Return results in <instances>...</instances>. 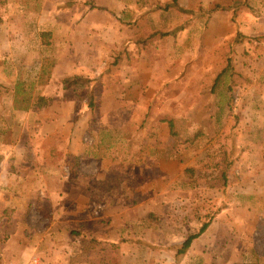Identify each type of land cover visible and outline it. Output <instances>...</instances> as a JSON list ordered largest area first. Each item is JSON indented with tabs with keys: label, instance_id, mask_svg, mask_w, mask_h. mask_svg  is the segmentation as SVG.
<instances>
[{
	"label": "crops",
	"instance_id": "1",
	"mask_svg": "<svg viewBox=\"0 0 264 264\" xmlns=\"http://www.w3.org/2000/svg\"><path fill=\"white\" fill-rule=\"evenodd\" d=\"M196 3L209 7L208 0H0V264H129L128 225L149 216L157 220L147 241L163 257L145 264H264V0L249 2L255 10L247 25L238 18L248 39L236 71L247 82L231 115L238 121L233 164L221 187H210L218 178L208 168L193 175L198 130L201 139L217 141L225 132L223 97L214 99L207 84L200 91L194 83L190 89L199 92L185 95L187 107L169 118L188 126L182 150L166 128L143 134L110 124L98 131L97 121L111 120L115 110L96 112L95 104L132 97L149 105L160 86V75L142 60L145 28L163 31L168 55L176 57L177 46L197 40L188 26L171 32L177 9ZM132 56L118 95L104 87L103 99L78 96L80 78L123 72ZM68 78L74 81L66 86ZM180 214L182 240L210 219L183 257L175 251L182 240L162 235L178 232Z\"/></svg>",
	"mask_w": 264,
	"mask_h": 264
},
{
	"label": "rangeland",
	"instance_id": "2",
	"mask_svg": "<svg viewBox=\"0 0 264 264\" xmlns=\"http://www.w3.org/2000/svg\"><path fill=\"white\" fill-rule=\"evenodd\" d=\"M208 2L209 7L207 9L200 8V3H196V7L194 6L192 9H177V23L170 29L172 30L171 32L178 34L184 31L185 27L188 26L192 28L193 38L197 40L193 45H190L188 41H184L181 46H177L176 57L168 55L172 47L169 41L164 38L165 35L160 36L155 34L153 37L149 38L150 42L142 60L148 71L154 70L155 74L158 76L160 75V86L156 89V93L149 105L140 104L138 99H132V97L124 100V104L118 101V103L107 105L106 94L104 92L107 90V94H119L117 85L120 86L123 83L122 78L125 77L127 80L130 76V71L127 70L135 65L133 59L136 58L134 56L127 57V62L125 63L126 69L123 68V72L119 69L117 74L107 73L103 76V74L100 75L99 73L94 74L93 76L95 77H90L88 75L86 77L83 76V78H80L82 84L77 87L76 91L78 92V96L83 99H87V97L94 92L96 95H99V99L105 97L101 102L95 104L96 112H109L110 107H113L115 110L111 120L103 122L97 121L99 124L98 131L105 128V125L110 124L116 125L117 128L124 127L128 132L133 130L143 134H147V132L151 130L160 132L162 128H166L169 130L171 137L175 136L177 138L180 150H182L185 140V131H189L188 126L185 121H182L177 122L176 127V122L169 120V118L173 116L175 112L179 110L183 111L187 107L184 103L185 95L191 99L193 95L195 97L196 93L199 92L196 88L190 89L194 83L200 88V91L205 89L206 84L209 88H213L211 96L214 99L223 97L222 99L219 98V102L224 101V106L222 108L223 113L226 115L224 136L223 138H219L218 141L216 137L204 140L200 138L201 132L200 129L198 130V136L194 140L196 143H194V145L192 144V151L194 154V161L192 164H194L197 169L192 170L194 171V176L200 177L204 175V170L208 168L210 171L209 177L218 178L217 182L210 185V187L214 186L213 188H215L221 187V179L224 177L223 173H225L227 177L231 169L230 167L233 164V144L231 139L238 121L231 115L236 108L235 104L237 98L241 94L243 88V81L233 76L234 73L231 74L228 72L225 74L222 73L221 75L220 73L227 67L228 61L231 70L238 73L236 71V65L239 63L237 51L241 45H244L245 50V44L248 39V36L243 35L242 32L239 31L238 18L240 17L241 21L247 25L249 17H251L252 11H254L255 8L253 9V7L249 5L251 0H208ZM238 3H240L242 8H239L240 5L236 6ZM183 14L187 15V20L188 18H192V25L184 21ZM152 29H154V27L145 28L147 37L149 34H153L150 32ZM159 32L161 34L164 33L163 31ZM191 47L193 48L192 50H190ZM191 52H193V56L186 57V55ZM171 70H175V73H171ZM107 76L108 78H106ZM218 76L219 79L216 81ZM100 79H102V81L99 82L101 85L95 86V83L99 84L97 81H100ZM104 87H106V90ZM146 89L147 87L143 89V91H146ZM176 97L177 100L181 99L183 102L174 105L173 102L176 100ZM212 103L213 102L209 101V106L206 107L210 109L214 108ZM214 110L215 109H213V111ZM124 116H137L139 119L138 121L134 119H121ZM99 138L105 141L104 137ZM85 141L89 143L88 141L90 140L86 138ZM181 141L183 142L181 143ZM99 155H101V153H99ZM113 155L117 158L121 156L120 154ZM182 156H184V154H182ZM180 163L184 166L191 164L189 160L184 158ZM156 220V217L149 216L143 222L141 220L139 222L129 223L126 240L131 242L129 254L133 253V255L130 256L131 261L129 264H134L132 260L133 256L138 260V264H145L146 259L150 257L154 258V263H156L157 256L163 257V253L161 252L158 254L157 252L159 250H156L158 248L150 245L147 241L150 239L153 240L154 235L152 233V228ZM181 221H185V218L182 217L181 214L175 217L173 221V229L178 232H169L168 230L162 232L165 240H169V237H173L172 239L175 240L176 238L178 241V239H181V237L185 235L179 232L180 227H178V224L182 223ZM209 221V218H205L203 222L208 223ZM167 224L171 225L169 223ZM144 230L146 231L143 232ZM185 239L186 237L183 240L181 239L182 242ZM142 241L147 242L145 248L138 249V251L134 249L133 243ZM178 248H175V251H177ZM180 257L183 256L181 255ZM162 264H168V262L166 263L164 259V263Z\"/></svg>",
	"mask_w": 264,
	"mask_h": 264
},
{
	"label": "trees",
	"instance_id": "3",
	"mask_svg": "<svg viewBox=\"0 0 264 264\" xmlns=\"http://www.w3.org/2000/svg\"><path fill=\"white\" fill-rule=\"evenodd\" d=\"M176 0H172V2L174 3ZM0 23H1V17H0ZM155 34H158V35H163V34H161V33H158V32H156V33H153V34H150L148 37H146V40H144V45L145 46H147L148 47V45H149V38L150 37H153V35H155ZM228 72H230L231 74H233V76H235L236 78L238 77L239 79H241L243 82H247V80L244 78V77H242L240 74H238V73H235V72H233V70H231V67H230V64H229V61H228V63H227V67L220 73V75L222 74V73H228ZM219 79V76L216 78V81ZM74 80H73V78H68V79H65L64 80V84L67 86V85H70L72 82H73ZM215 86V85H214ZM213 86V87H214ZM212 91H213V88H212ZM223 179H225V173H223ZM208 224L209 223H203L202 224V226L200 227V230L196 233V234H191V235H189V236H187L186 237V239L182 242V244H181V246L177 249V251H176V256H181V255H184L185 253H186V251L189 249V247H190V244H191V242L195 239V238H197L198 236H200L205 230H206V228L208 227Z\"/></svg>",
	"mask_w": 264,
	"mask_h": 264
}]
</instances>
